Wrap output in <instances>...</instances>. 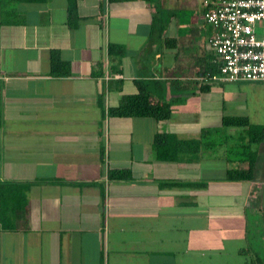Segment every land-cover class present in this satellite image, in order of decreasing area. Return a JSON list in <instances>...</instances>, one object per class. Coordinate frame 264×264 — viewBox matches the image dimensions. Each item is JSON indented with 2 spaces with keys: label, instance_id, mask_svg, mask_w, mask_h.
<instances>
[{
  "label": "crops",
  "instance_id": "obj_1",
  "mask_svg": "<svg viewBox=\"0 0 264 264\" xmlns=\"http://www.w3.org/2000/svg\"><path fill=\"white\" fill-rule=\"evenodd\" d=\"M5 1L0 181L29 186L15 230L0 229V264H233L227 252L250 249L245 264H264V141L250 181L226 179L247 168L228 155L245 128L172 162L152 148L156 134L196 139L224 117L264 126V83L200 79L216 60L203 0ZM109 44L124 54L108 56ZM141 81L169 117L108 116Z\"/></svg>",
  "mask_w": 264,
  "mask_h": 264
},
{
  "label": "trees",
  "instance_id": "obj_2",
  "mask_svg": "<svg viewBox=\"0 0 264 264\" xmlns=\"http://www.w3.org/2000/svg\"><path fill=\"white\" fill-rule=\"evenodd\" d=\"M19 1V0H14ZM38 1V0H34ZM120 1V0H110ZM2 4V5H1ZM6 1L0 0V8L5 6ZM205 8L203 7L202 14ZM1 11V10H0ZM4 18L0 19V24L7 23V12L3 11ZM71 8L69 7V15ZM11 22L17 23L15 20ZM108 56L119 58L124 54L123 47L120 45L109 44L107 49ZM214 55L213 53L211 54ZM54 57L51 59V73L59 76V73L54 62ZM214 59V60H213ZM63 65V64H62ZM217 64L213 58L200 67V75L213 76L217 73ZM68 73L63 72V75ZM93 76L97 75L93 71ZM137 92L133 95H122L119 104L115 108H109L107 115L112 117H150L155 120L166 119L170 115L169 108L156 101H152V94L149 91L147 82H137ZM202 89H207L203 87ZM101 102V97L98 99ZM226 128H245L247 129L248 142L242 146H232L228 148V155H234L239 162L247 163L246 169H229L226 173V179L229 181H250L253 178L254 162L256 151L253 150L254 145H259L264 141V126L258 127L249 123L245 117H224L220 129H202L199 137L190 140H179L171 135L156 134L153 138L152 148L155 157L161 161H176L181 154H196L201 150H214L227 138L224 136ZM106 178L109 181H130L131 173L129 170H108ZM28 183H18L13 181H0V229L3 231H14L16 219L20 216L18 211L23 208L25 202V192L28 188ZM256 264H262V261L256 257ZM253 264V261H250Z\"/></svg>",
  "mask_w": 264,
  "mask_h": 264
},
{
  "label": "built area",
  "instance_id": "obj_3",
  "mask_svg": "<svg viewBox=\"0 0 264 264\" xmlns=\"http://www.w3.org/2000/svg\"><path fill=\"white\" fill-rule=\"evenodd\" d=\"M217 73L200 79L264 83V0H203Z\"/></svg>",
  "mask_w": 264,
  "mask_h": 264
},
{
  "label": "rangeland",
  "instance_id": "obj_4",
  "mask_svg": "<svg viewBox=\"0 0 264 264\" xmlns=\"http://www.w3.org/2000/svg\"><path fill=\"white\" fill-rule=\"evenodd\" d=\"M264 99V98H263ZM248 245H250L249 247L250 248H252L253 246H254V242H252V240H250L249 241V243H248ZM250 255H251V253L253 252H251V249H250ZM228 253V261L231 263V262H233V264H245V262H246V258H247V262H249L248 260H249V258H250V255H249V253H246L245 254V258H244V256H242L241 255V257L240 258H238V260H234V259H230V257L229 256H233V255H229V252H227ZM220 262V261H219Z\"/></svg>",
  "mask_w": 264,
  "mask_h": 264
}]
</instances>
